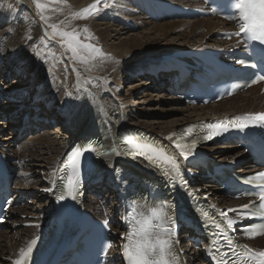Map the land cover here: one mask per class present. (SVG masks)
I'll use <instances>...</instances> for the list:
<instances>
[{
    "label": "bare ground",
    "instance_id": "bare-ground-1",
    "mask_svg": "<svg viewBox=\"0 0 264 264\" xmlns=\"http://www.w3.org/2000/svg\"><path fill=\"white\" fill-rule=\"evenodd\" d=\"M20 1L18 0V7L12 9L6 7L3 0H0V65L3 63L1 65L3 70V76H1L0 80L1 89H3L2 84L4 85V91L0 94V99L2 97V101L0 100V116L5 114L12 117L17 116L20 113L26 114L29 111L30 114H34L37 105H40L41 111L39 110L40 113L38 111L40 120L55 119L58 122V125L55 130L51 128V131H44L42 134L39 133L35 135L33 134L34 132H31V135L27 137L26 141L21 145L22 151H17L15 148L13 149L15 155L21 159V174L26 178L27 182H32L31 186L28 183H18V187L26 192L33 190L37 193L34 195L35 198L26 201L22 208L12 210L14 216L18 213L19 218L17 221L19 223L27 222L32 225L22 227L14 234L11 233L8 228L5 229L6 231L0 233V264L10 263L13 257L18 253L19 249L40 229L39 226L44 222L42 219V214L44 213L43 210L48 208L51 204L52 189L51 191H45V189L51 188L55 174L60 169L61 163L64 159V155H68L74 147H82L88 134H92L97 138L98 147L95 151V155L99 156V165L90 175V179L96 180L101 178L109 184L111 179H117L119 174L128 170L133 172L140 179L150 180L154 189L167 195V190L170 186L165 178L162 175H157L155 170L143 160L131 157L128 154V151L123 148V145L120 144L119 141L124 135L130 134L132 131L136 130L146 134L154 141L161 143L167 150H169L172 141L176 139V136L172 134L175 133L178 135V128L180 126L181 131L182 127L188 123H191L192 125H200L208 118L219 115L244 113L254 111L255 108L256 110L263 109L262 97L258 94L257 89L253 88L229 99L221 100L207 106H185L182 110L170 107L175 111L179 110L181 112V117L178 116L179 118L174 120H144L137 117H130L131 114L129 113H131V111L129 110V106L131 105H129V97L127 95L125 96L124 93L118 90V86L122 84L121 79L119 80V73H138L141 74V76L143 74L147 75L145 79H148L146 84L149 86L143 87L145 90H143V94L137 95L135 98L136 101L150 96L151 91H154L155 88L156 90L161 91L160 87L156 84V81L162 82L163 84L167 83L165 77H167L168 74L156 70L152 73L153 76L157 77L154 78L151 77L150 70L161 67V59L165 56L177 60L180 58V55L184 50H201L208 45L217 46V44H207L215 42L214 38L216 37V32L225 29L222 22L216 18H204L197 21H156L153 19L151 20L146 15L149 3L146 4L145 1L108 0V3L113 5V7L111 6L113 9L110 10L120 13L124 18L112 19L113 17H107L105 12L100 19L102 21L101 23L98 21V18H91L90 21H88V26H90L88 35L101 38L105 33L106 37H109L111 36L110 31H116V34H119L120 32L123 33L126 29L129 31V28H133L134 25H136L137 28H141L140 32L136 34L129 32L130 34L127 37L120 39L118 44L116 43L117 45L108 44L107 40L109 38H101V40H103L102 44L104 45V49H102L104 51L99 50L98 52L91 54L93 66L101 73H98L101 76L98 74L97 76L102 77L103 81H107V78H110L109 73L113 71L112 69H116L114 71L115 75H113L114 81L106 82L107 87L110 90L108 94L104 91V87L99 86L100 84H98V87H95V85L91 87L89 82H86L89 81L87 80L88 77L84 78L81 76L79 72L80 69L78 70L75 63H73L74 61L70 58L69 53L66 52L67 50L65 49V46H62L61 44H59L60 47H58L62 49L63 54L69 57V60L71 61V64L68 63L69 72L54 71L53 75H49L48 66L45 69L44 67L41 68L39 72L36 71L37 64L31 59L32 56L30 57L27 55L26 50L33 49V41L39 39L42 35L51 42H54V40L60 42V40L56 37L52 40V38L49 37L52 36V34L42 20H39L33 4L27 0ZM149 1L152 2V5L147 11V14L153 10L160 11L162 8L165 9L167 13L171 11L173 14L176 7L180 5L194 6L199 4V0ZM62 2L69 3L72 6L74 5L75 9L79 8V12H73L74 8L70 6L66 8L71 16L78 18L79 15L76 14L80 13L82 9L90 6L95 1L62 0ZM60 9L61 7H59V10ZM108 9L109 8H107V10ZM65 12L66 11L64 10V15L62 14L63 17L67 13ZM66 17H68V14ZM73 17H71L72 20ZM103 20H105V22ZM40 23L44 24L43 28L39 25ZM146 25L149 27H145ZM112 26H117L118 29H113ZM186 27H189L188 31L187 29L185 30ZM201 27L205 28V33L199 31ZM45 30H47L49 36L45 35ZM173 32H178L180 35L178 34L175 38L170 40L168 37ZM29 37H31V39H29ZM138 37H142L144 40H141V38ZM176 39L182 40V42H173V40ZM163 41L165 43L171 42V44H169L170 46H158V44ZM220 44H225V42H220ZM50 46L53 49L55 48L53 44ZM136 57H138V59ZM127 61L131 66L128 70L124 67L125 62ZM60 65L64 68V63ZM89 71L90 69L88 72ZM66 73L71 75V84L74 83L75 80V88H73L71 96L68 95L70 92L67 82L65 81ZM10 79H13L14 83L12 85H7V80ZM141 79L137 80L142 81ZM16 81H18V83H16ZM80 84L88 85L92 92H84L80 90ZM24 91L26 93L32 92L29 95V98L21 96ZM32 94L34 95L32 96ZM128 94H132V96L135 95V93L132 92H129ZM169 97L170 96L165 95L159 96L164 102H168L166 100H168ZM171 98L173 97H170V100ZM98 107L100 108V113H97V110L99 109ZM65 120L70 122V128L61 131V126ZM7 126L12 128L14 123L7 122ZM44 126H46V124ZM6 135L7 136H4L2 140H7L6 143L11 145V139L13 138L12 133L9 131L6 132ZM170 135H172L171 140L168 138ZM113 146L119 151V155H116L111 151ZM101 148H106L104 153L100 152ZM214 148L216 147L209 146L207 149L212 150ZM170 153L171 155H175L178 159V154L173 148H171ZM216 153V155H218V152ZM236 153L234 156L218 155V161L224 162L235 156L240 157L238 150ZM83 162L84 167L82 168L81 173H84L90 166L89 161L84 159ZM178 162L183 170L186 167L196 168L194 164L186 163L184 160L178 159ZM109 165H114V168L109 167ZM23 166L25 167V170L23 169ZM193 171L197 172L199 170L194 169ZM193 179L194 181L199 182L200 185L198 186L201 188L203 187V183H201L199 177ZM124 180L125 179L123 178V181ZM105 182H103V184L106 185ZM140 183L137 185H130L129 189L133 191L149 189V187ZM206 186L208 188L204 193H209L211 197L219 195L218 193L220 192L216 191L215 188H210V184H206ZM150 189L152 190L151 187ZM157 194H159V192H157ZM131 196L132 192L130 191L128 195L115 199V195L110 191L104 201V203L107 204V199H112L113 210L110 217L116 218L123 216L124 211L121 203ZM156 197H159V200ZM156 197L149 195L147 202H145V198L138 201L142 206L148 207V209L167 205L162 209L164 217L175 218L179 214V208L174 202L175 200L172 201L170 200V197H163L160 195H156ZM217 200L220 204H224L221 197H217ZM92 202L93 200L89 203ZM93 205L100 206L101 203L95 201V203L91 204L89 207L93 209ZM94 209L98 210L96 207ZM116 229L117 230L115 231H118L121 236L124 234V230L120 226ZM262 241H264V237L259 243L261 247H264V242ZM188 248L189 247L187 246L184 247V256L188 260L187 264H195L189 259V257H187L191 255V249ZM113 252H115V250ZM196 252V255L194 253V257L197 259L196 256H200L201 251L200 249H196ZM201 264H206V262H201Z\"/></svg>",
    "mask_w": 264,
    "mask_h": 264
},
{
    "label": "snow or ice",
    "instance_id": "snow-or-ice-1",
    "mask_svg": "<svg viewBox=\"0 0 264 264\" xmlns=\"http://www.w3.org/2000/svg\"><path fill=\"white\" fill-rule=\"evenodd\" d=\"M35 6L38 11L43 12L46 8V4L42 0H34ZM101 3V0H95L93 4L82 9L79 15L81 18H87L90 15L97 14L100 9L97 7ZM232 7L238 10V17H230L238 19L240 22L239 31L235 33L236 36L243 34V41L238 43H244L245 45L251 46L252 42H258L259 45L264 46V0H233ZM107 7V4H105ZM216 11V9H212ZM47 18L41 15V20ZM52 36L60 37V43L62 46L67 47L71 52L74 59H79L82 62H87L91 58L92 53H96L99 50L91 43H85L80 39V33L72 31L61 30L57 25L52 24ZM87 32V28L84 29ZM47 35V30H45ZM31 39V37H29ZM87 52L89 55H83ZM254 53L258 57V63H264V47L258 50L254 48ZM251 59V57H249ZM244 63V61H240ZM256 67V64L251 65ZM260 80H264V75L257 76L253 83ZM71 96V93H68ZM264 121V113H248L244 116L235 117L230 121H220L215 124L208 125V132L203 136L204 140H212L215 136L222 135L229 131V129H246L250 125H255L259 122ZM176 139L173 140L175 148L179 150V156L183 157L185 161L189 160V157L193 154L194 150L199 143V139L193 137V128L189 127L181 131L178 135L173 133ZM172 135L168 138L171 140ZM127 145L131 146L130 154L134 157L140 156L146 159L150 165L155 166L161 171L165 180L175 186L176 180L180 178L181 165L175 155H170L161 146H156L154 143L139 142L135 139L125 137ZM96 149L89 144L87 147H74L68 154V162L66 167L70 166L72 169V175L75 179L70 178L67 184L66 195L71 197L72 200H76L78 196L77 183L80 175V163L81 157L85 152H95ZM111 151L116 155H119L116 147L113 146ZM113 167L114 165H109ZM115 171V169H114ZM118 179L123 177L117 176ZM245 183L254 185L258 191L254 193L259 196L258 205L253 202L247 205H243L242 208L245 210L242 215L259 216L264 218V172H258L254 175L245 177ZM182 185H186V182L182 181ZM45 191H51V188L45 189ZM59 200L65 199V194H61L58 197ZM167 205H161L159 208L153 207L148 211V215H142L141 219L136 220L135 226L132 231L125 236L126 243L122 245V256L125 264H180L179 256L173 251V240H172V227L171 219L164 217L162 209ZM255 209V211H251ZM228 211H237L236 209H229ZM221 217H224V221L221 223H215L214 227L218 230L214 235L225 240L228 245V251H222L216 248L215 245L218 242L213 240L212 247L207 249L208 255L211 257L213 264H238L239 261H246V264H264V250L255 251L247 246H244L243 252H237L236 247H233V241L228 238V233L235 231L234 225L237 224L236 220L229 219L227 212L221 211L219 213ZM153 219L163 221L168 224L167 227L160 225H153ZM255 227H264V225H257ZM154 228L158 229V233H154ZM253 235H259L258 232H253ZM178 243V241L176 242ZM36 244V240L32 239L26 249L20 250V257L14 261V264H28L30 261L32 249ZM109 248L111 245H105L102 249V255L107 259ZM183 251L182 249L180 250ZM232 256L233 258H229ZM219 257V258H218Z\"/></svg>",
    "mask_w": 264,
    "mask_h": 264
},
{
    "label": "rangeland",
    "instance_id": "rangeland-1",
    "mask_svg": "<svg viewBox=\"0 0 264 264\" xmlns=\"http://www.w3.org/2000/svg\"><path fill=\"white\" fill-rule=\"evenodd\" d=\"M27 1H29L31 4H33V6L35 8V11L38 14L37 16H38L39 20H41V15H43V16H45L47 18L46 20H42V22L49 29V31L51 32V34H52L51 25L52 24H55L61 30H65V31H69V32L75 31V32L80 33V38H81L82 41H85V43H91V44L95 45V47H97V49L100 50V51H104L103 50L104 49V45L102 44V41L103 40H101V38H109L107 40V43L108 44H115V45H117L120 39H122L123 37H127L130 34L129 32H132V33L136 34V33L140 32V30H141V28H137V26L134 25L133 28H129V31H127V29L125 28L126 30H124L123 33L120 32L119 34H116V31H110V35L111 36H109V37H106L105 33L103 34V37H101V38H98V36L96 38L93 35L92 36L91 35H88V32L90 31V29H89L90 26H88L89 25L88 24V21H90L91 18H95L96 17V19L98 18V21L101 23L102 21L100 19L103 17L102 14H104V12L106 13V16L107 17L108 16H112L113 17L112 19H115V18H117V19L124 18L120 13L114 12L113 10H110V9H113L112 8L113 5H110L108 3V0L107 1L106 0H101V3L97 5V7L99 9H104L105 6H103V5L107 4L108 6L104 10H100L96 15L95 14L92 15V17L90 15L87 18H81L80 16L78 18H76V17L71 16L70 13H69V11H67L66 8L68 6L74 8L75 6L74 5L72 6L71 4L66 3L67 1L64 3V2H62V0H42V2L46 4V8L43 10V12L37 10V8L35 6V3H34V0H27ZM93 1H95V0H93ZM3 2H4V4H5L6 7L12 8V9L17 8L18 5H19L18 0H3ZM172 2H174V1H172ZM57 5H60V6H57ZM100 5L102 7H104V8H102ZM59 7H61V9L63 11L61 9L59 10ZM107 8H109V9L107 10ZM78 9L79 8H77V9L74 8L73 9L74 10L73 12H79ZM64 10L67 13L65 12L66 14L63 17L62 14L64 15ZM75 10H77V11H75ZM67 14H68V17H66ZM71 17H73V20H72ZM68 18H69V20H68ZM70 18H71V20H70ZM103 21L105 22V20H103ZM85 22H86V24H85ZM165 22H168V21H165ZM165 22H162V23H165ZM162 23H159V24H162ZM44 24L40 23L39 25L43 28V25ZM198 26H200V25H198ZM145 27H149V26L146 25ZM85 28L88 29L87 33L84 31ZM112 28L113 29H118L117 26H112ZM202 28L203 27H201L199 31L201 33H205V28H203V29ZM186 29L188 31L189 27H186L185 30ZM178 32H173L171 35H169L168 38L170 40L172 38H175V36L179 34ZM56 38H59V40H60V37L59 36H57ZM138 38H141V40H144V38H142V37H138ZM33 42H34L33 43L34 48L33 49H30V50H26V53L30 57L32 56L31 59L34 61L35 64H37V68H36V71L37 72H39L40 69L43 68V67H44V69L47 68V66H48V73H49V75H53V72L54 71H61V72H63V71H66L67 72L68 71V67H69L68 63L71 64V61L69 60V57H65V54H63L62 49L59 48L60 47L59 44H61L60 42H57L56 40H54V42L48 41L43 35L40 36L39 39H37V40H35ZM173 42H175V43L176 42H182V40L176 39V40H173ZM51 44H53V46L55 47L54 49L50 46ZM169 44H171V42L165 43L163 41V42H160L158 44V46H165V45L170 46ZM168 46H166V47H168ZM65 49L67 50L66 52L69 53L70 58L74 61L73 63H75V65L78 68V70L80 69L79 72H80L81 76L84 77V78L85 77H88L87 80H89L88 82H89V84L92 87L94 85H95V87H98V84H100L99 86L100 87H104V91L105 92H109L110 91L109 88L107 87L106 82H113L114 81V79H113L114 76L113 75H115L114 71L116 69L115 70L112 69L113 71H111L109 73L110 78L108 77L107 78L108 79L107 81H103V78L102 77H99V76H101V75H99V74H101L100 71H98L93 66V62H92L93 60L91 58H89L87 60V62H82L81 60L74 59L72 57V54L67 49L66 45H65ZM83 55L88 56V53L87 52H84ZM138 57H140V56H138ZM138 57H136V58L138 59ZM65 60H67L68 62L65 61ZM63 63H64V68H63V66L60 65V64H63ZM1 65H0V69H1L0 70L1 71L0 72L1 73L0 74V80H1V76H3V74H2L3 70L1 68L2 67ZM85 67L87 69L89 68L90 71L88 72L89 69L87 70ZM124 67H125L126 70H128L131 67L130 64H128V61L125 62ZM97 74L99 76H97ZM89 76H90V78H89ZM91 77H94V78H91ZM145 77H147V75H145V74H143L141 76V74H138V73H133V74H131V73L130 74H125V73H122V72L119 73V80L121 79V83L122 84H120L118 86V90L121 91L124 94H127V96L129 97L128 101H129V105H131V106H129V110L131 111V113H129V114H131L130 117H132L133 114H134V116H133L134 118L137 117L139 119H144V120H150V119L152 120V119H154V120H163V121H169V120H172V119L174 120L176 118L181 117V112L179 110L178 111H175V110L171 109L170 107H172V108H178V109L182 110V109L185 108V106H179L177 103H173L172 99L170 100V97H169L168 100H166L168 102H164L162 98H159V96H161L160 95L161 93H160L159 90H156L155 89V91H151V95L150 96H147L145 99H140L138 101L135 100V98L137 97V95L143 94V90H145V88H143V87H148L149 86V85L146 84V81L148 79L147 78L145 79ZM91 79H93V80H91ZM137 79H141L142 81L137 80ZM70 80H71V75L69 73H66L65 81L67 82V86L69 87V92L72 93L73 92V88H75V86H74L75 81H74V83L71 84L70 83ZM109 80H111V81H109ZM13 83H14V80L13 79L12 80L11 79L10 80H7V85H12ZM16 83H18V81H16ZM104 83L106 84V87H105V84ZM2 86H3L2 91H4V85L2 84ZM141 88H143V89H141ZM107 89H108V91H107ZM156 91L159 92V93H156ZM129 92L135 93V95L132 96V94H128ZM31 93L32 92L26 93L24 91L23 95H21V96L23 97V96H25L27 94L25 97H28L29 98V95ZM111 94H113V93H111ZM33 95L34 94H32V96ZM151 96H152V98H151ZM256 105H257V103H256ZM34 106H36V105H34ZM37 106L39 108H41L40 105H37ZM255 110H256V108H255ZM40 134H42V133H40ZM20 150L22 151V149H19V151ZM217 152H218V155H220V156H223V155L224 156L225 155L226 156L227 155L228 156H234V154L237 152V150L226 147V149L224 151H217ZM218 155H217V157H215V160L216 161H218V159H217L218 158ZM93 203H95V201H93L92 203H88L87 205L90 206ZM22 207H23V205H22Z\"/></svg>",
    "mask_w": 264,
    "mask_h": 264
}]
</instances>
